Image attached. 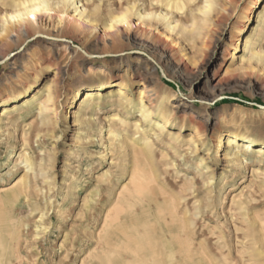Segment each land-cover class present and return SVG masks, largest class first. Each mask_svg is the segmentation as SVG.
<instances>
[{
  "label": "rangeland",
  "instance_id": "rangeland-1",
  "mask_svg": "<svg viewBox=\"0 0 264 264\" xmlns=\"http://www.w3.org/2000/svg\"><path fill=\"white\" fill-rule=\"evenodd\" d=\"M60 1L0 0V105L31 84V93L44 91L45 83L57 86L60 112L56 117L49 107V126L40 127L35 104L30 114L18 109L0 131V188L30 185L22 205L0 200L9 264H97L105 218L122 206L126 229L139 224L143 208L154 225L158 218L181 221L178 233L193 248L187 264H264V157L241 143L234 150L243 163L218 158L223 134L264 142V24L254 47L245 46L264 0H81L84 23L63 25L59 16L75 10ZM32 15L41 22L32 23ZM111 80L125 82V96L137 103L143 84L152 99H164L175 121L170 133L153 138L149 127L133 141L136 125H147L136 106L120 104L119 87L75 116V93ZM139 170L148 191L120 204ZM75 238L81 251L64 261ZM117 246L104 264H118ZM1 254L0 244V262Z\"/></svg>",
  "mask_w": 264,
  "mask_h": 264
},
{
  "label": "bare ground",
  "instance_id": "bare-ground-1",
  "mask_svg": "<svg viewBox=\"0 0 264 264\" xmlns=\"http://www.w3.org/2000/svg\"><path fill=\"white\" fill-rule=\"evenodd\" d=\"M16 3H20V2H17V1L13 2L14 5H16ZM60 3L63 4L65 10H67L68 8L74 9L75 15H72L70 17L68 16L67 12H64L63 15L59 16L58 24L63 25V23H65L68 20L70 22L77 21L80 24L84 23L86 8L83 7L81 0H62L60 1ZM40 9L41 7L38 6V7L30 9L29 11L33 12V11H38ZM74 16L77 18L75 19ZM138 16L143 17V15L141 14H138ZM168 18L169 17L167 16V14L163 15V19H168ZM251 18L252 16H250V19H248V21H250ZM30 19L32 23L34 24H38V22L39 23L41 22L40 17L36 19L35 17H33V15ZM123 19H125V17H123ZM257 22L258 24L254 28L253 32L250 35L246 36L245 38V46L247 48L254 47L255 38L260 31L259 28L261 25L264 24V8L258 12ZM17 30L18 28L14 29L12 32H16ZM243 31H246V29H244ZM239 49L241 50V42L238 40L235 45V52L233 53L234 58L236 57V53L239 51ZM89 70L92 71L93 69H89ZM36 86H37L36 84L29 85L28 87L23 89L19 94L11 97L10 101H6L5 103H2L0 105V131L3 130V125L9 123L8 122L9 119L12 117L13 113L17 111L18 109H24L25 112L29 111L28 112L29 114L33 113L34 104L36 105V118L35 117L34 118L40 127L49 126V123H50V118L48 117L49 107L52 110V112L55 113L56 117L58 116L60 112L58 113V109L56 107V98H58L57 86L56 85L55 86L45 85L44 83L43 85L44 91L37 89L38 91L36 93H31V89H33L34 87L36 88ZM115 87H119L118 92L120 95V101H119L120 104L123 105L124 107H130V111L137 107L138 109L137 111H139L140 116H142V121H144L147 125L146 127H144V125L142 124L136 125L137 132H136V136L133 138V141L136 142L138 135L139 134L141 135V132L146 133L149 130V127L150 129L154 131L153 138L156 137V138L162 139V136L164 134L170 133V129L173 128V126L175 125L174 124L175 121L174 122L172 121V117H171L172 114L166 112V109L168 108V106L166 105V102L164 101V99L158 102L152 99L151 95L149 93L147 94L148 87L145 84L142 85V89H139L140 91L138 94V103H137V100L135 101L133 98H128V96L127 97L125 96V92L123 91V88L126 87V84L125 82H121L118 80H111V81H105V82L103 81L100 85H98V87H92L90 89L81 90L78 93H75L76 96H78V111H77L78 114L75 116L80 118L83 115H85L86 111L89 109V107H91V104L93 102L103 98L105 94L108 93L107 92L108 89H112ZM215 99H217V97H215L214 100ZM147 102H149L150 105L147 104ZM98 112L99 111H96V113H94V115L92 114L90 118L92 120L97 119L96 115L98 114ZM155 117L156 119H154ZM191 119L192 121H195L193 117H191ZM197 125H198V128L201 127L200 123H197ZM182 128L183 127L181 126V129ZM8 134H11V133L8 131ZM179 138L181 137L178 134L174 136V139L177 141L179 140ZM219 141H220L219 148L221 150H220V154L218 155V158H222V155H225L229 157L233 163H236V164L237 162L243 163V160L240 157L239 151L234 150V148L236 147L235 144L240 145L241 143L244 149L248 153L254 152L256 155H259V157H262V156L264 157V142H260V140L257 141L251 136L241 134L238 132H230V133L221 135ZM149 142L144 141L143 143H146L147 145L149 144ZM196 147L197 146H195L194 148ZM226 147L230 148V150L227 151ZM134 152L136 154V158L141 157V154H140L141 152L138 149H134ZM223 152L225 153L223 154ZM111 153L112 152L110 151L109 154ZM28 161L29 159H26V162ZM204 164H206V160L202 158L197 168L200 173H203L204 171H206V170L203 171L202 166ZM133 175H134V178H138L141 181L139 180L132 188L123 187L122 192L118 195L120 204L126 203V202L129 203V199H131L132 197H135L136 195H143L144 193L148 191L147 182H146L147 176L145 175V173L139 170ZM206 178H207V175H206ZM29 186H27L26 184L19 188L14 187V185L9 186V187L0 188L1 202H3L6 205H10L12 207L22 205L27 200V198L30 196ZM121 208L119 207L117 209L114 216L107 215L105 218L104 224L100 231V235L98 237V239L101 241V244L103 246L101 250L103 254L102 256L98 257L99 258L98 262L96 261L97 264H104V262L107 259L109 260L111 258L109 248L113 244L115 246L118 245L115 249V251L117 252V256H118V261H119L118 264H187L189 257L192 256L190 254L193 251V248L188 246L187 243L185 242V239L178 233V232L183 231V226H182L181 221H179L176 218H173L170 221L163 220V218H160V219L158 218V220H156V225H154L152 221L153 219L152 213L150 212L151 210L148 208H143L140 214L142 219H140L139 224L135 226H129V228L126 229L122 227L119 221V218L124 216L123 212H121ZM191 224L194 225L195 221H192ZM195 227H191V230L187 231L188 235L191 236L192 238H195L196 234L198 233ZM88 228H90V226H87V227L84 226L85 231H83V234H85L84 237H86V239H88L89 241V239L93 235H91L90 232L87 231ZM75 241L76 242L78 241L77 238H75L74 242L71 243L69 247L70 249L68 248L67 245H65L64 256H63L64 261L68 262L71 259L75 260L78 253L81 251L82 245L77 244ZM7 242H4V239L2 238L0 240V244L2 248V254H1L2 260L0 264H6V263L9 264L10 262L9 256L12 254V250H11L12 248L7 249L9 247V243ZM83 263L84 261L82 260L81 264Z\"/></svg>",
  "mask_w": 264,
  "mask_h": 264
},
{
  "label": "water",
  "instance_id": "water-1",
  "mask_svg": "<svg viewBox=\"0 0 264 264\" xmlns=\"http://www.w3.org/2000/svg\"><path fill=\"white\" fill-rule=\"evenodd\" d=\"M73 44V43H72Z\"/></svg>",
  "mask_w": 264,
  "mask_h": 264
}]
</instances>
